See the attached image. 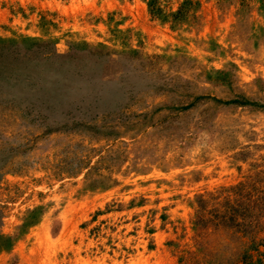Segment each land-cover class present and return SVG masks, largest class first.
I'll return each mask as SVG.
<instances>
[{
	"label": "rangeland",
	"instance_id": "374dc122",
	"mask_svg": "<svg viewBox=\"0 0 264 264\" xmlns=\"http://www.w3.org/2000/svg\"><path fill=\"white\" fill-rule=\"evenodd\" d=\"M0 53V264H240L264 0H0Z\"/></svg>",
	"mask_w": 264,
	"mask_h": 264
},
{
	"label": "trees",
	"instance_id": "16d2710c",
	"mask_svg": "<svg viewBox=\"0 0 264 264\" xmlns=\"http://www.w3.org/2000/svg\"><path fill=\"white\" fill-rule=\"evenodd\" d=\"M2 56L3 54L0 53V58ZM1 70H4L2 65H0V79L4 80L1 77ZM235 103L242 104V102ZM230 189L235 190L234 198H226L225 203L221 206L222 210L206 211L207 202L200 196L199 210L196 213L194 224L202 230L208 222H212L215 226L221 225L242 233L248 237V242L239 252L237 262L240 264H264V251L259 249L260 246H264V236L258 235L264 224V186H256L254 183L238 184ZM208 213L213 218H206ZM253 252L257 253L255 258Z\"/></svg>",
	"mask_w": 264,
	"mask_h": 264
}]
</instances>
